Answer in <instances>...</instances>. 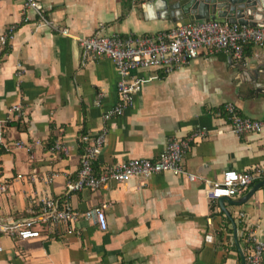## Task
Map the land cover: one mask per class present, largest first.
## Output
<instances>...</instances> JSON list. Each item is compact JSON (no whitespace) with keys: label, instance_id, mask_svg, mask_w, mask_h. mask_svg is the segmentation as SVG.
I'll use <instances>...</instances> for the list:
<instances>
[{"label":"crops","instance_id":"obj_1","mask_svg":"<svg viewBox=\"0 0 264 264\" xmlns=\"http://www.w3.org/2000/svg\"><path fill=\"white\" fill-rule=\"evenodd\" d=\"M37 1L50 24H40L22 0H0V36L14 26L9 52L0 56V123L8 147H0V181L8 186L0 191V225L31 216L47 196L79 213L106 203V225L101 229L80 215L53 229L34 225L37 238L20 240L0 231V264H242L249 249L246 231L264 232V185L243 203L230 200L251 187L224 199L222 207L206 188L225 170L264 167V129L236 136L220 111L228 103L243 117L264 119L263 48L245 47L241 60L201 53L169 73L134 70L131 77L146 82L122 115L102 123L116 103L119 75L105 58L82 65L76 43L59 29L78 37H137L178 22L147 12V0ZM14 105L20 109L10 113ZM101 126L107 135L97 171L121 160L152 159L169 139L203 132L182 161L186 175L201 180L157 173L66 195L82 152L79 137L93 136ZM54 143L64 144L68 154L52 151Z\"/></svg>","mask_w":264,"mask_h":264},{"label":"built area","instance_id":"obj_2","mask_svg":"<svg viewBox=\"0 0 264 264\" xmlns=\"http://www.w3.org/2000/svg\"><path fill=\"white\" fill-rule=\"evenodd\" d=\"M24 10H32L38 16L40 24H50L44 19L42 6L37 0H22ZM14 26L10 25L0 36V46L8 45ZM58 33L73 40L78 48V57L83 65L86 62L105 58L114 66L119 79L116 82V103L102 115V123L120 116L132 103L134 94L146 81L132 78L134 70H158L169 73L183 67L190 60L196 59L201 53L215 55L223 53L237 60L242 59L244 48L257 45L264 50V26H243L222 22H193L179 23L167 31H156L149 35L137 37L102 36H75L67 29H59ZM220 109L225 112L230 131L241 136L255 134L264 129V119H251L238 113L235 106L224 103ZM20 106L14 105L8 111H19ZM107 130L104 126L93 135L82 134L78 142L82 152L78 157V168L75 177L66 183L65 194L82 191L84 188L98 190L108 183L128 182L133 178L149 179L153 174L168 173L172 176L186 175L182 169V161L189 150L191 142L204 137L201 131H192L185 139H169L166 148L152 159H128L109 165L106 169L95 170V165L105 145ZM20 147L19 142H14ZM0 147L5 151L7 146L2 144V125L0 123ZM50 149L63 155L68 154L64 144L54 143ZM189 180H201L187 173ZM264 181V167L256 165L246 171L237 172L225 170L222 179L212 182L206 188L210 199L222 196L235 198L248 190L257 181ZM7 184L0 181V191L7 189ZM106 203H100L84 209L79 213L67 203L60 202L53 196L40 200L37 211L31 212L29 217H19L9 224L0 225V231L10 237L20 240L37 238L40 231L34 226L45 225L48 229L69 225L78 220L79 216L97 222L101 229L105 228L106 220L103 209ZM244 240L249 245L244 256L243 264H263L264 260V232L255 233L249 229L244 234Z\"/></svg>","mask_w":264,"mask_h":264},{"label":"water","instance_id":"obj_3","mask_svg":"<svg viewBox=\"0 0 264 264\" xmlns=\"http://www.w3.org/2000/svg\"><path fill=\"white\" fill-rule=\"evenodd\" d=\"M145 4L147 12L153 10L160 16H169L172 23L226 21L250 27L264 26V0H147ZM241 69L242 67L238 68ZM261 185H264V181H257L241 197L230 202L234 205L243 203ZM224 199L228 197L217 199L220 207Z\"/></svg>","mask_w":264,"mask_h":264},{"label":"trees","instance_id":"obj_4","mask_svg":"<svg viewBox=\"0 0 264 264\" xmlns=\"http://www.w3.org/2000/svg\"><path fill=\"white\" fill-rule=\"evenodd\" d=\"M6 52H9V48L7 46L4 47V50L0 53V56L5 54ZM4 153L3 149H0V155ZM246 255V254H245Z\"/></svg>","mask_w":264,"mask_h":264}]
</instances>
